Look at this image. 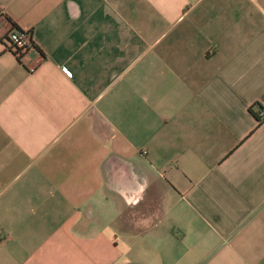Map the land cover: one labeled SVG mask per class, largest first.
<instances>
[{"label":"crops","instance_id":"crops-1","mask_svg":"<svg viewBox=\"0 0 264 264\" xmlns=\"http://www.w3.org/2000/svg\"><path fill=\"white\" fill-rule=\"evenodd\" d=\"M260 110L264 0H0V264H264Z\"/></svg>","mask_w":264,"mask_h":264},{"label":"built area","instance_id":"built-area-1","mask_svg":"<svg viewBox=\"0 0 264 264\" xmlns=\"http://www.w3.org/2000/svg\"><path fill=\"white\" fill-rule=\"evenodd\" d=\"M32 33L28 28H15L13 27L7 36V44L9 49L15 54L20 56L28 47L32 45ZM65 74L69 75V72L63 68ZM264 117V111L260 112Z\"/></svg>","mask_w":264,"mask_h":264},{"label":"trees","instance_id":"trees-1","mask_svg":"<svg viewBox=\"0 0 264 264\" xmlns=\"http://www.w3.org/2000/svg\"><path fill=\"white\" fill-rule=\"evenodd\" d=\"M261 111H262V110H260L259 113L256 114L258 119H261V118H262V117H260V116H261V114H260ZM263 111H264V110H263Z\"/></svg>","mask_w":264,"mask_h":264}]
</instances>
